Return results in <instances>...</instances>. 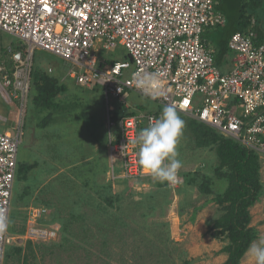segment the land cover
Returning <instances> with one entry per match:
<instances>
[{
    "label": "built area",
    "instance_id": "built-area-1",
    "mask_svg": "<svg viewBox=\"0 0 264 264\" xmlns=\"http://www.w3.org/2000/svg\"><path fill=\"white\" fill-rule=\"evenodd\" d=\"M219 0H0V30L18 39L10 56L0 59V97L18 105L19 125L0 131V212L11 222L18 151L23 141V118L30 101L36 50L51 53L73 67L69 77L83 88H100L107 109L108 150L113 181H159L139 164V132L161 112L141 111L130 104L137 71L158 72L163 97L149 99L162 107L175 105L178 113L204 124L227 139L264 158V42L256 44L251 26L235 33L229 49L236 60L223 72L203 35L227 24L217 9ZM124 47L129 59L109 63L102 50ZM49 74L52 69H49ZM146 97V96H144ZM132 108V110H130ZM134 114L128 115V113ZM0 122L8 117L0 115ZM114 129L116 136L113 135ZM115 157L121 171H115ZM173 192L185 184L182 168ZM27 243L50 242L57 230L47 228L50 209L29 210ZM33 220V222L31 221ZM44 225V226H41ZM9 228L0 233V264L16 238ZM24 235V236H21ZM23 244V243H22ZM21 246V244H20Z\"/></svg>",
    "mask_w": 264,
    "mask_h": 264
},
{
    "label": "rangeland",
    "instance_id": "rangeland-1",
    "mask_svg": "<svg viewBox=\"0 0 264 264\" xmlns=\"http://www.w3.org/2000/svg\"><path fill=\"white\" fill-rule=\"evenodd\" d=\"M237 2L232 8L225 0L221 8L230 24L239 14ZM247 10L252 12L250 5ZM258 14L264 22V3ZM226 26L216 33H226ZM19 44L16 37L0 30V59L9 58L10 47ZM229 55L236 53L230 50ZM127 57L124 47L102 50L100 55L105 61ZM74 68L79 70L51 53L35 51L34 69H52L51 74L66 84L68 91L60 94L62 108L52 113L54 121L45 127L42 120L48 111L35 108L31 92L21 122L24 136L18 151L19 166L36 167L26 179L18 174L15 181L11 234L25 232L27 223L30 228L29 210L40 206L50 209L44 219L49 225L46 227L57 230L56 239L48 243L35 239L36 255L29 256L30 264H224L228 256L221 249L226 242L214 239L208 225L222 215L220 205L212 199L228 185L215 175L219 164L216 147L198 146L189 128L191 119L179 114L185 128L177 144V158L191 182L173 192L158 188L150 180L113 181L102 90L78 86L69 77ZM130 104L143 105L151 112L159 110L157 102L137 93L131 95ZM0 115L9 119L8 123L0 122V131L14 132L19 125L18 105H8L0 97ZM260 159L264 185V158ZM120 166V159L115 157L116 173H120ZM204 177L213 180L211 195L199 189ZM106 197H113L112 205ZM251 214L258 241L264 237V196L251 208ZM28 231L21 235L23 240L16 238L12 247L26 248ZM28 253L25 249L19 261L15 256L5 264H23ZM240 264L254 261L245 255Z\"/></svg>",
    "mask_w": 264,
    "mask_h": 264
},
{
    "label": "trees",
    "instance_id": "trees-1",
    "mask_svg": "<svg viewBox=\"0 0 264 264\" xmlns=\"http://www.w3.org/2000/svg\"><path fill=\"white\" fill-rule=\"evenodd\" d=\"M236 1H238L239 14L231 24L226 14L221 11L225 0H219L217 6V9L220 10L227 19L226 33L218 31L216 33L215 30H210L205 33L218 35L219 56L229 54V41L235 33L243 32L251 26L254 27V31L257 34L256 44L260 45L264 42V22L258 18V13L263 6L264 0H228L230 7H232ZM248 5L252 8V12H248ZM230 25H232V27H230ZM15 48L20 47L16 46ZM127 59H129V57H127ZM215 60L218 65L219 59L217 55H215ZM108 62L114 63L115 61ZM95 90L98 89L95 88ZM67 91L68 87L66 84L62 83L59 78L48 72L34 69L31 101L36 109L48 111L49 114L42 120L43 127L54 121L52 113L62 108L61 104L58 102V98L60 94ZM137 108L141 111L147 110L143 105H137ZM158 108L159 110L154 112H162V107L158 106ZM131 114H134V112L128 113V115ZM189 128L198 146L216 147L219 164L215 169V175L217 178L227 181L228 185L223 192L212 199L220 205L222 215L214 220L212 225L211 222H209L208 225L211 227V231L213 232L212 237L214 239L226 242L225 246L221 249V253L228 256L224 264H240L249 245L258 238L257 230L251 227V208L260 203L264 196L261 159L255 152L250 151L231 139L223 137L214 129L195 120H190ZM35 167L36 164H21L18 167L17 178L19 174L21 179H26L28 173ZM184 176L185 184L190 183L191 179L189 181L186 179L187 175ZM152 183L158 188L167 189L165 182L155 181ZM212 183L213 180L211 178L204 177L203 182L199 186L201 193L205 195L213 194L211 190ZM106 198L108 204L112 205L114 202L113 197ZM10 231L14 233L11 226ZM23 233L22 231V234ZM25 249H28L29 253L23 257V264H30V259L36 255L34 245L31 241L27 243L26 248L9 247L6 252L5 263L13 260L15 256L18 257L17 260L19 261ZM29 256H31V258Z\"/></svg>",
    "mask_w": 264,
    "mask_h": 264
},
{
    "label": "clouds",
    "instance_id": "clouds-1",
    "mask_svg": "<svg viewBox=\"0 0 264 264\" xmlns=\"http://www.w3.org/2000/svg\"><path fill=\"white\" fill-rule=\"evenodd\" d=\"M133 83L136 89L151 99L165 95L158 72L137 71L133 75ZM184 128L185 122L181 119L176 106L165 105L159 118L150 122L147 128L139 132L138 157L144 172L170 185L178 182L182 162L177 158V144L183 135ZM9 223L8 216L0 212V233L8 230ZM245 255L250 257L254 264H264V237L253 241Z\"/></svg>",
    "mask_w": 264,
    "mask_h": 264
},
{
    "label": "crops",
    "instance_id": "crops-1",
    "mask_svg": "<svg viewBox=\"0 0 264 264\" xmlns=\"http://www.w3.org/2000/svg\"><path fill=\"white\" fill-rule=\"evenodd\" d=\"M218 40H219V37H218L217 34L207 33V34L204 35V41H205L206 45L208 47L213 48V50L215 51V55L218 56V59H219L218 65L221 68V70L223 72H229L232 69L233 65H234V61L236 60V56L235 55L234 56H230L229 54H226V55H223V56H219V54H218L219 53V51H218V47H219L218 46L219 45L218 44L219 43Z\"/></svg>",
    "mask_w": 264,
    "mask_h": 264
}]
</instances>
